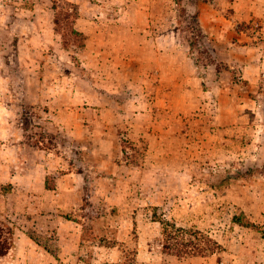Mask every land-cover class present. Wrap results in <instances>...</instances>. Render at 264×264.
<instances>
[{"label": "rangeland", "instance_id": "1", "mask_svg": "<svg viewBox=\"0 0 264 264\" xmlns=\"http://www.w3.org/2000/svg\"><path fill=\"white\" fill-rule=\"evenodd\" d=\"M232 2L0 0V264H264V16Z\"/></svg>", "mask_w": 264, "mask_h": 264}, {"label": "crops", "instance_id": "2", "mask_svg": "<svg viewBox=\"0 0 264 264\" xmlns=\"http://www.w3.org/2000/svg\"><path fill=\"white\" fill-rule=\"evenodd\" d=\"M260 2H264V0H233V2H232L233 8H234V11L236 13L232 17V19L230 18V19L226 20L228 22L227 26L239 28L238 27L239 24H243L244 22L251 24V22L254 20L252 22V24H254L256 27H258L260 25L259 22L257 21L258 18L264 16V12L262 11V13H261V11L259 10V7H260L259 3ZM210 4L214 5V2L211 3L209 1L208 6H211ZM208 6H207V8H208ZM206 10H208V9H206ZM260 13H261V15H260ZM212 17L213 16L211 15V19H213ZM255 17H258V18H255ZM261 22H262V20H261ZM205 25L208 26L207 23H205ZM249 32L250 31L248 30V33ZM244 35H246V33Z\"/></svg>", "mask_w": 264, "mask_h": 264}, {"label": "trees", "instance_id": "3", "mask_svg": "<svg viewBox=\"0 0 264 264\" xmlns=\"http://www.w3.org/2000/svg\"><path fill=\"white\" fill-rule=\"evenodd\" d=\"M12 232L5 229L2 222H0V259L5 257L12 248Z\"/></svg>", "mask_w": 264, "mask_h": 264}]
</instances>
